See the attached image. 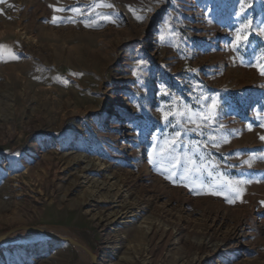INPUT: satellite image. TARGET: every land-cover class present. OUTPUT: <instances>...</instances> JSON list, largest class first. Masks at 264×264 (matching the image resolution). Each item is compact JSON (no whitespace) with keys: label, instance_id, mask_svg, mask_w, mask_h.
Returning <instances> with one entry per match:
<instances>
[{"label":"rangeland","instance_id":"obj_1","mask_svg":"<svg viewBox=\"0 0 264 264\" xmlns=\"http://www.w3.org/2000/svg\"><path fill=\"white\" fill-rule=\"evenodd\" d=\"M0 45V236L63 228L97 264H264V0H0ZM218 176L238 191L211 194ZM0 264L92 262L20 230Z\"/></svg>","mask_w":264,"mask_h":264},{"label":"snow or ice","instance_id":"obj_2","mask_svg":"<svg viewBox=\"0 0 264 264\" xmlns=\"http://www.w3.org/2000/svg\"><path fill=\"white\" fill-rule=\"evenodd\" d=\"M99 6V5H98ZM105 7H112L111 4H105L103 5ZM60 11H64L65 9H58ZM73 11H75V9H73ZM138 19H141L142 17H137ZM53 23L56 22V18L53 17ZM115 22V21H112ZM86 26H95V25H89L86 24ZM161 39H163V37H161ZM238 39H240L241 41L246 40V37H238ZM4 48V45H0V50H2ZM13 58H15V55L12 54ZM262 74H264V69L261 70ZM165 119H167V115L165 116ZM204 119H208L207 117H205ZM180 133L177 132L175 134V137H173L171 139V141H166V143L168 144V149H161V156L159 158L165 159L169 162V164L171 165V172L172 174L167 176L168 179H172V177L176 174L175 169L181 166V161L180 159H178L177 157H175L174 154H172L171 149L174 148L175 144H176V137H179ZM261 139H264V136L261 137ZM167 151V155H164L165 152ZM186 163L184 165V171L185 172H198L201 171L202 169L206 168L207 165L204 163L203 158H201V163L197 164L194 160H192L190 157H186ZM149 163H155V161L152 159V154L150 153V157H149ZM191 164V168H189L187 165ZM209 175H211V173H209ZM240 183V182H238ZM216 184L218 186V188L220 189L219 191H215L212 192L211 194L213 195H221L223 194V192L229 191V192H237L238 189L233 187V182L230 178L227 177H223L221 178L220 176L217 177V181ZM225 199L228 200L229 203H233L234 201L229 199L227 196H225Z\"/></svg>","mask_w":264,"mask_h":264},{"label":"water","instance_id":"obj_3","mask_svg":"<svg viewBox=\"0 0 264 264\" xmlns=\"http://www.w3.org/2000/svg\"><path fill=\"white\" fill-rule=\"evenodd\" d=\"M20 230L38 232V233L46 235L47 237H49L51 239L59 240V241H65V242L71 243L75 247H80L84 251H86L92 257L93 264H97L98 256L90 248H88L86 245H84L80 241H77L74 238H71V237H68V236H56L53 233H51L50 231H48L46 228H44V227H33V226H26V225L17 226L14 229H11L10 231H8L5 234L1 235L0 236V243L5 238H7L8 236H10L13 233H16V232H18Z\"/></svg>","mask_w":264,"mask_h":264},{"label":"bare ground","instance_id":"obj_4","mask_svg":"<svg viewBox=\"0 0 264 264\" xmlns=\"http://www.w3.org/2000/svg\"><path fill=\"white\" fill-rule=\"evenodd\" d=\"M44 228H46L48 231H50L51 233H53L54 235H56V236H65V233H64V231L62 230V229H60V228H55V227H44ZM75 240H77V241H80L78 238H76V237H73ZM110 238L111 237H108L107 238V243L109 244L110 243ZM77 248H80V247H77ZM81 249V252L85 255V257L86 258H88L91 262H92V264H93V259H92V257L86 252V251H84L82 248H80Z\"/></svg>","mask_w":264,"mask_h":264}]
</instances>
